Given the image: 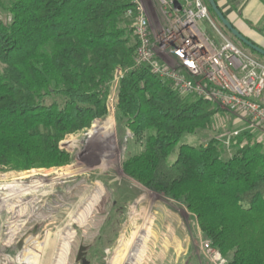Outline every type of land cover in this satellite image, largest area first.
Segmentation results:
<instances>
[{
    "label": "trees",
    "instance_id": "trees-1",
    "mask_svg": "<svg viewBox=\"0 0 264 264\" xmlns=\"http://www.w3.org/2000/svg\"><path fill=\"white\" fill-rule=\"evenodd\" d=\"M0 7L12 17L0 19V170L69 165L61 143L108 114L121 70L117 120L144 141L124 173L184 205L212 247L232 254L228 264H264V143L245 132L232 139L228 158L217 139L180 144L211 130L219 109L182 95L149 67L134 68L133 0H0ZM209 10L235 43L259 56Z\"/></svg>",
    "mask_w": 264,
    "mask_h": 264
},
{
    "label": "rangeland",
    "instance_id": "rangeland-1",
    "mask_svg": "<svg viewBox=\"0 0 264 264\" xmlns=\"http://www.w3.org/2000/svg\"><path fill=\"white\" fill-rule=\"evenodd\" d=\"M152 1L163 22L150 24L158 34L165 22ZM228 1L244 25L243 34L264 48V0H259L255 21L248 0ZM11 18L0 7V19L7 23ZM214 22L215 27L202 26L220 41L218 31H224ZM255 57L264 62V57ZM120 80L111 88L108 114L61 143L71 155L69 165L0 170V264H217L205 248L208 239L184 205L124 173L123 163L143 151L144 141L117 120ZM212 102L219 111L211 130L185 135L180 144L205 146L217 139L228 158L235 149L225 143L232 142L236 131L250 132L248 120ZM250 133L264 143V129ZM231 258L232 254L224 259L229 263Z\"/></svg>",
    "mask_w": 264,
    "mask_h": 264
},
{
    "label": "built area",
    "instance_id": "built-area-1",
    "mask_svg": "<svg viewBox=\"0 0 264 264\" xmlns=\"http://www.w3.org/2000/svg\"><path fill=\"white\" fill-rule=\"evenodd\" d=\"M206 1L156 0L165 22L156 34L140 0H133L136 14L128 11L127 17L133 19L139 41L134 68L149 67L184 96L203 97L242 113L250 132L264 129V62L225 32L218 31L220 41L207 34L202 23L215 27V20ZM124 74L117 72L111 88ZM240 134L236 131L232 138ZM205 248L217 264H228L209 242Z\"/></svg>",
    "mask_w": 264,
    "mask_h": 264
},
{
    "label": "crops",
    "instance_id": "crops-1",
    "mask_svg": "<svg viewBox=\"0 0 264 264\" xmlns=\"http://www.w3.org/2000/svg\"><path fill=\"white\" fill-rule=\"evenodd\" d=\"M219 7L221 8V10L224 12V14L226 15V17L228 18V20L241 32L244 33L242 31V28H244L243 23L240 21V18L237 16V11L234 10L232 4L229 3L228 0H216ZM141 2L143 3V6L145 8V10L147 11V15L149 18L150 23H153L157 26H159L160 24V19L157 16L158 13H156L154 11V4L152 0H141ZM260 1L259 0H248L247 2V7H251L250 9H252V11H250V16L252 18H258V13H256V10L259 9L258 7ZM149 10V11H148ZM237 23V24H236ZM248 38H250L251 36H246ZM254 38V37H253ZM252 40V39H251ZM254 42H256V39L253 40ZM262 41V38L260 39V42ZM259 44V42H256Z\"/></svg>",
    "mask_w": 264,
    "mask_h": 264
},
{
    "label": "water",
    "instance_id": "water-1",
    "mask_svg": "<svg viewBox=\"0 0 264 264\" xmlns=\"http://www.w3.org/2000/svg\"><path fill=\"white\" fill-rule=\"evenodd\" d=\"M209 6L212 8L214 14L222 22L223 26L243 45L247 46L250 50L255 51L259 56L264 57V49L252 43L247 37L241 33L233 24L227 19L216 0H207Z\"/></svg>",
    "mask_w": 264,
    "mask_h": 264
},
{
    "label": "bare ground",
    "instance_id": "bare-ground-1",
    "mask_svg": "<svg viewBox=\"0 0 264 264\" xmlns=\"http://www.w3.org/2000/svg\"><path fill=\"white\" fill-rule=\"evenodd\" d=\"M145 215V214H144ZM145 217V216H144ZM137 232V231H136ZM134 239V238H133ZM138 239V238H137ZM134 256V255H133ZM142 259V258H141Z\"/></svg>",
    "mask_w": 264,
    "mask_h": 264
}]
</instances>
